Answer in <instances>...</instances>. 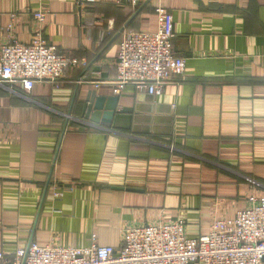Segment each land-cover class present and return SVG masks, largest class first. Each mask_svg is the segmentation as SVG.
<instances>
[{
    "label": "crops",
    "instance_id": "obj_1",
    "mask_svg": "<svg viewBox=\"0 0 264 264\" xmlns=\"http://www.w3.org/2000/svg\"><path fill=\"white\" fill-rule=\"evenodd\" d=\"M157 7L184 73L160 95L116 96L118 45L154 32ZM38 9L45 43L85 64L31 91L0 83L5 261L31 243L118 253L125 230L177 220L196 239L264 196V0H0V47L12 14L11 35L29 44ZM93 91L118 98L108 130L81 118Z\"/></svg>",
    "mask_w": 264,
    "mask_h": 264
},
{
    "label": "built area",
    "instance_id": "obj_2",
    "mask_svg": "<svg viewBox=\"0 0 264 264\" xmlns=\"http://www.w3.org/2000/svg\"><path fill=\"white\" fill-rule=\"evenodd\" d=\"M136 6L141 0H117ZM47 12L33 13L35 22L29 44L13 36L15 15H10L0 47V83L31 91L36 83H55L68 68L83 66V61L57 53L42 37ZM156 30L126 34L115 57L116 77L113 93L119 96L127 87L149 96L160 95L173 77L184 73L185 61L171 48L172 17L157 7ZM98 88V84H94ZM53 197L60 193L54 188ZM246 207L231 219H217L210 230L196 239H188L185 222L151 224L127 229L123 244L116 253L111 247L92 244L89 248L39 247L31 243L16 251L11 262L0 264H264V196L250 194Z\"/></svg>",
    "mask_w": 264,
    "mask_h": 264
},
{
    "label": "water",
    "instance_id": "obj_3",
    "mask_svg": "<svg viewBox=\"0 0 264 264\" xmlns=\"http://www.w3.org/2000/svg\"><path fill=\"white\" fill-rule=\"evenodd\" d=\"M117 104V97L104 99L102 97H96V93L93 91L88 94L83 104L81 118L92 127L100 126L108 130L111 128V122L115 115ZM262 261L264 263V259Z\"/></svg>",
    "mask_w": 264,
    "mask_h": 264
}]
</instances>
